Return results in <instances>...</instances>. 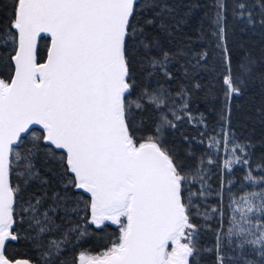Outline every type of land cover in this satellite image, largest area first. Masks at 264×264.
Returning <instances> with one entry per match:
<instances>
[{
	"label": "snow or ice",
	"instance_id": "1",
	"mask_svg": "<svg viewBox=\"0 0 264 264\" xmlns=\"http://www.w3.org/2000/svg\"><path fill=\"white\" fill-rule=\"evenodd\" d=\"M200 7L0 0V264H264V133L234 104L257 61L231 46L264 0H211L176 42Z\"/></svg>",
	"mask_w": 264,
	"mask_h": 264
},
{
	"label": "trees",
	"instance_id": "2",
	"mask_svg": "<svg viewBox=\"0 0 264 264\" xmlns=\"http://www.w3.org/2000/svg\"><path fill=\"white\" fill-rule=\"evenodd\" d=\"M187 2V0H186ZM193 3H199L201 7L196 9L193 13L192 18L189 23L180 31L175 33V41L181 43L190 42L193 47H199L196 40L197 28L199 27V22L204 16L206 11L210 12L211 9L208 7L211 0H191ZM205 27H207V21H205ZM240 25H237L234 33L231 37V46L234 47V60L239 59L245 53L250 54L257 61V76L256 79L249 84V86L244 90V94L235 99L234 104L240 109V113H237L238 119L244 120V127L241 129L240 124H235L238 132L242 131L243 136L247 137L249 135L259 138L262 133H264V122H262V113H264V86L261 84L259 78L260 74L264 72V30L259 27L255 31H240ZM242 46V47H241ZM43 46L41 47V52H43ZM206 102L203 95L197 97L193 102V107L198 108L199 111L203 112L206 108ZM211 119V117H210ZM181 131L189 136L195 135V131L188 125H184ZM169 141L179 140V135L173 136L172 133L168 135ZM181 147H187L186 144H181ZM197 151L202 150L201 145H194ZM237 180L240 179L238 175ZM218 178L214 176L212 178V183L215 185ZM227 227V225H225ZM111 231V230H110ZM203 243L210 244L212 242V233L208 232L204 235ZM105 246V239L102 237L99 240H92L87 245V250L92 254H97L102 251ZM17 256L25 252L24 248L14 250Z\"/></svg>",
	"mask_w": 264,
	"mask_h": 264
}]
</instances>
